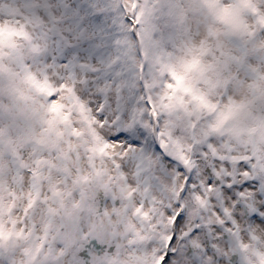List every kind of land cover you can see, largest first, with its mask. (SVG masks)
I'll return each mask as SVG.
<instances>
[{
    "label": "snow or ice",
    "instance_id": "6c2138e0",
    "mask_svg": "<svg viewBox=\"0 0 264 264\" xmlns=\"http://www.w3.org/2000/svg\"><path fill=\"white\" fill-rule=\"evenodd\" d=\"M0 264H264V0H0Z\"/></svg>",
    "mask_w": 264,
    "mask_h": 264
}]
</instances>
